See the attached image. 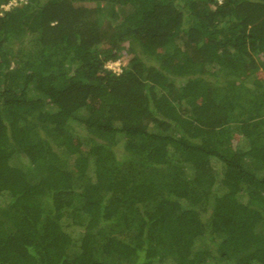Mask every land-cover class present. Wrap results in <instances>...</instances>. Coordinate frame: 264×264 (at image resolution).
Returning <instances> with one entry per match:
<instances>
[{
  "label": "trees",
  "instance_id": "16d2710c",
  "mask_svg": "<svg viewBox=\"0 0 264 264\" xmlns=\"http://www.w3.org/2000/svg\"><path fill=\"white\" fill-rule=\"evenodd\" d=\"M12 1L0 264H264V0Z\"/></svg>",
  "mask_w": 264,
  "mask_h": 264
},
{
  "label": "rangeland",
  "instance_id": "374dc122",
  "mask_svg": "<svg viewBox=\"0 0 264 264\" xmlns=\"http://www.w3.org/2000/svg\"><path fill=\"white\" fill-rule=\"evenodd\" d=\"M11 5H13V6L17 5V2L15 0L12 1L9 5L5 6L4 9L8 10L11 7ZM121 65H122V63L117 61V62H114V63H109L108 67L113 69L115 72H119L121 70Z\"/></svg>",
  "mask_w": 264,
  "mask_h": 264
},
{
  "label": "built area",
  "instance_id": "2783aa9c",
  "mask_svg": "<svg viewBox=\"0 0 264 264\" xmlns=\"http://www.w3.org/2000/svg\"><path fill=\"white\" fill-rule=\"evenodd\" d=\"M219 2H221V0H219ZM120 72V71H119Z\"/></svg>",
  "mask_w": 264,
  "mask_h": 264
}]
</instances>
